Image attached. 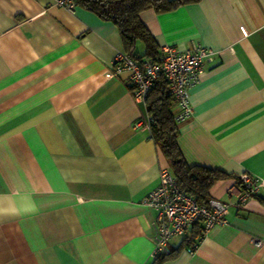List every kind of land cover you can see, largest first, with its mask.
Returning a JSON list of instances; mask_svg holds the SVG:
<instances>
[{
  "label": "crops",
  "instance_id": "crops-1",
  "mask_svg": "<svg viewBox=\"0 0 264 264\" xmlns=\"http://www.w3.org/2000/svg\"><path fill=\"white\" fill-rule=\"evenodd\" d=\"M139 17L158 52L215 51L189 88L193 115L178 123L177 144L188 165L228 174L209 199L237 202L193 252L183 241L201 223L170 238L160 252L179 251L162 264H264V0ZM124 51L117 26L81 5L0 0V264L153 260L157 211L142 200L170 166L151 131L134 127L146 102L135 101L128 74L107 76ZM244 172L263 185L239 203Z\"/></svg>",
  "mask_w": 264,
  "mask_h": 264
},
{
  "label": "built area",
  "instance_id": "built-area-1",
  "mask_svg": "<svg viewBox=\"0 0 264 264\" xmlns=\"http://www.w3.org/2000/svg\"><path fill=\"white\" fill-rule=\"evenodd\" d=\"M59 6L73 11L75 0H55ZM215 51L199 43H193L189 48L178 49L172 45L159 48L155 59L147 57L134 59L125 52L118 53L107 76L113 77L123 73L128 74L129 84L133 87V96L137 102H145L153 83L164 79L167 90L174 99L177 111L174 120L177 123L189 119L193 115V107L189 100V88L201 77L203 67L207 62H213ZM152 119L146 115L134 127L150 130ZM243 187L239 203L247 201L263 185V181L244 172L238 177ZM237 202H222L210 198L205 204H199L192 196L181 190L170 168H162L159 173V184L142 200V204L157 211L154 222L153 251L155 257L167 243L176 236H184L196 223H201V240L209 230L218 224H226L225 215L230 205ZM256 246L263 242L253 238ZM189 250L193 252L195 242L188 239Z\"/></svg>",
  "mask_w": 264,
  "mask_h": 264
},
{
  "label": "trees",
  "instance_id": "trees-1",
  "mask_svg": "<svg viewBox=\"0 0 264 264\" xmlns=\"http://www.w3.org/2000/svg\"><path fill=\"white\" fill-rule=\"evenodd\" d=\"M198 1L200 0H75V4L91 10L103 19L112 21L119 30L124 52L138 60L144 57L155 59L159 54L157 44L139 17L143 10L150 8L156 13H163L174 10L180 5ZM138 41L144 44V53L141 56L136 51ZM145 102L147 115L152 119L150 126L152 137L167 158L179 188L199 204H205L209 199L208 191L211 185L219 179L228 177V174L219 169L190 166L185 162L177 144L179 129L172 112L174 99L168 92L164 79H158L153 83ZM238 184L242 187L239 179ZM198 224L200 223L195 225ZM196 234L198 232L190 238H185L183 242L189 246L188 239H190L196 246L200 241L198 239L201 233L198 234V238L194 237ZM182 246L183 244L180 245ZM178 251L176 249L167 253L159 252L150 264H162L176 257Z\"/></svg>",
  "mask_w": 264,
  "mask_h": 264
}]
</instances>
